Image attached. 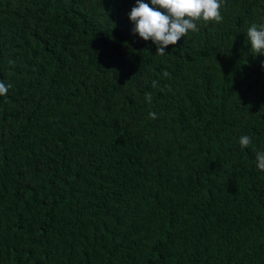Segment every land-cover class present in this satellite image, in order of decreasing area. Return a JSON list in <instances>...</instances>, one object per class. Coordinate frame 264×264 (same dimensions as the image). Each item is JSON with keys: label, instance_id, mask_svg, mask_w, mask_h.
<instances>
[{"label": "trees", "instance_id": "trees-1", "mask_svg": "<svg viewBox=\"0 0 264 264\" xmlns=\"http://www.w3.org/2000/svg\"><path fill=\"white\" fill-rule=\"evenodd\" d=\"M135 4L0 0V264H264V0L164 56Z\"/></svg>", "mask_w": 264, "mask_h": 264}, {"label": "clouds", "instance_id": "clouds-1", "mask_svg": "<svg viewBox=\"0 0 264 264\" xmlns=\"http://www.w3.org/2000/svg\"><path fill=\"white\" fill-rule=\"evenodd\" d=\"M224 0H136L131 9L129 19L134 24L133 34H139L145 41H152L156 46V55L164 56L169 45L176 43L189 32H198L199 23H221ZM246 42L250 43L251 51L264 54V23L253 22L246 30ZM9 63H13L10 61ZM168 77L167 71L163 72ZM152 86L158 87L156 80ZM11 84L0 80V96H6ZM145 100L151 103L152 94L145 93ZM149 118L156 119V113L150 112ZM241 149L252 145V137L242 135L239 138ZM256 167L264 172V151H256Z\"/></svg>", "mask_w": 264, "mask_h": 264}]
</instances>
